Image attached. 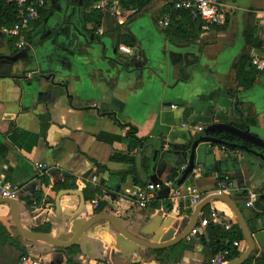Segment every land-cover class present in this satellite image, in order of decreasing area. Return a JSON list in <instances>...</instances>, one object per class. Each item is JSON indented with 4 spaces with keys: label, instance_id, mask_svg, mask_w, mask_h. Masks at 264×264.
I'll use <instances>...</instances> for the list:
<instances>
[{
    "label": "crops",
    "instance_id": "obj_1",
    "mask_svg": "<svg viewBox=\"0 0 264 264\" xmlns=\"http://www.w3.org/2000/svg\"><path fill=\"white\" fill-rule=\"evenodd\" d=\"M87 1L51 0L41 23L29 30V47L23 50L0 29V144L6 149L0 154V176L30 187L34 198V193L41 195L39 204L32 203L34 209L30 198L17 202L22 226L69 242L82 224L97 216L91 201L79 211L80 198L74 195L61 198L58 213L61 191L53 187L69 174L88 183L89 192L100 190L95 199L106 203L100 215L117 217L136 235L159 243L170 230L177 238L181 225L189 224L198 205L215 194L224 178L238 189L229 197L243 212L255 243L251 264H261L264 152L259 158L203 143L186 182L176 188L178 180L173 183L169 177L173 168L181 171L189 162L198 137L189 126L227 124L264 141V71L246 67V73L253 68L256 73L249 81L237 78L236 69L242 58L264 59V0H223L232 10L225 29L174 17L173 0H151L140 11L122 7L118 16L97 10V27L85 24ZM164 21L171 26L164 27ZM249 26L259 46L247 45L244 33ZM123 36L133 39L135 47L122 44ZM21 52L27 56L6 59ZM130 127L146 141L131 142ZM101 134L121 141H100ZM37 163L46 166L42 184L35 181ZM149 184L159 189L155 200L141 208L136 193ZM193 192L201 199L198 204ZM252 195L258 199L247 207ZM204 218L209 225L197 236L190 233L161 250L138 248L101 220L81 236L77 252L69 254L62 250L73 247L22 239L9 204L1 203L0 228L8 238L0 233V264H94L101 259L111 264H208L212 239L220 237L215 227L233 229L238 221L222 200L206 205L194 228ZM237 248L241 256L247 251L245 239Z\"/></svg>",
    "mask_w": 264,
    "mask_h": 264
},
{
    "label": "built area",
    "instance_id": "obj_2",
    "mask_svg": "<svg viewBox=\"0 0 264 264\" xmlns=\"http://www.w3.org/2000/svg\"><path fill=\"white\" fill-rule=\"evenodd\" d=\"M123 0H100L96 5V10L102 14H109L111 16H118L122 13L123 8L121 5ZM151 1V0H147ZM17 7V22L11 28H4L3 32L9 40L16 41V47L19 50H23L29 47V42L27 40V34L31 27L37 23L40 19V10H45L49 6L48 0H11ZM172 9L175 12L188 13L189 17L196 21L199 20L205 26H216V27H226L229 23L232 10L229 5L223 0H173ZM164 27H168L169 21L161 22ZM121 51L127 52V49L121 47ZM252 66L255 67L257 71H264V59L259 57H254L251 60ZM196 134H200L204 131L203 127L189 126ZM188 164L181 167V171L184 172L187 169ZM37 169V176L35 181L37 183L42 182V177L45 174V164L37 163L35 165ZM93 182L97 181L96 177L92 178ZM42 184V183H41ZM30 187L13 184L7 181L3 176H0V197L3 199H10L15 201H20L24 198H30L33 203H36L33 197ZM159 186L154 184L146 185L143 189L138 190L136 193V200L141 208H146L148 204L155 200L156 191ZM238 192L237 187L232 181L219 182L216 195H226L229 196L233 193ZM193 202L198 204L201 199L196 192H193ZM258 199V195H252L250 200L247 202V207H253ZM91 206L94 209L99 207V199H94L91 201ZM212 218H216L215 214H212ZM209 225V220L204 218L201 221L200 227H196L192 230L191 235L197 236L200 233V228L207 227ZM228 229V226H225ZM229 252H220L218 254L212 255L209 259V264H228ZM32 264H39L37 261ZM94 264H111L109 260L101 259L94 262Z\"/></svg>",
    "mask_w": 264,
    "mask_h": 264
},
{
    "label": "water",
    "instance_id": "obj_3",
    "mask_svg": "<svg viewBox=\"0 0 264 264\" xmlns=\"http://www.w3.org/2000/svg\"><path fill=\"white\" fill-rule=\"evenodd\" d=\"M27 56L26 52H21L13 57H6V59L10 61H17L19 59L25 58ZM217 134H227L235 139L239 140L240 142H229L225 141L221 138L216 137ZM207 143V144H214V145H221L225 146L227 148H231L234 150H240L249 154H252L254 156H257L259 158H263V154L261 152H264V141L261 140L258 136L250 133L247 130L240 129L238 127L232 126V125H227V124H214L210 125L207 128L204 129L203 132H201L197 139L193 142L191 151H190V156H189V162L187 169L183 172L181 177L178 179V181L175 184V187L178 188L182 186L186 180L191 176L193 173V170L195 168L196 164V150L200 144ZM66 195H74L78 196L80 198V208L79 211L83 209L85 206V198L83 194L80 191L76 190H67V191H61L58 194V197L56 199V208L58 213L60 212V200L63 196ZM264 198V196H263ZM213 200H222L228 206L231 208L233 211L239 226L242 229V232L244 234V239L247 242L248 249L247 251L238 259H235L228 264H245L246 261L249 259V257L252 255L254 249H255V243L252 237V234L250 232L249 226L246 222L245 216L239 206L235 203V201L226 195H212L209 196L208 198L204 199L198 207L195 209V214L192 218V220L189 222H184L181 225V229L178 231V236L177 238L173 239L175 230H170L162 239L159 243L155 241H147L144 238L136 235L134 232L131 230L125 228L119 219L114 216H110L107 214L103 215H97L88 220L86 223L82 224L76 231L75 236L72 238L71 241L69 242H60L53 238L51 235L44 234L41 232H37L34 230H28L25 229L22 224L21 220L18 215V203L15 200H10V199H3L0 197V204L5 203L9 204L11 208V216L12 220L14 223V226L21 236L22 239L28 240V241H43L46 242L56 248H62V249H67L71 248L74 246H77L79 244V240L81 236L90 230V228L96 224L97 222L101 220H106L110 222L113 227L121 234L123 238H126L130 242H132L136 247L138 248H145L148 250H161V249H166L169 247H172L178 242H181L182 240L186 239L193 228L195 227L197 221H198V213L201 212L206 205H208L211 201ZM143 264H158L157 262H148V263H143Z\"/></svg>",
    "mask_w": 264,
    "mask_h": 264
},
{
    "label": "trees",
    "instance_id": "obj_4",
    "mask_svg": "<svg viewBox=\"0 0 264 264\" xmlns=\"http://www.w3.org/2000/svg\"><path fill=\"white\" fill-rule=\"evenodd\" d=\"M49 3L51 0H48ZM100 0H89L87 1L86 5H85V10H86V14H85V24H89V23H94L97 27H99L100 25V19L101 16L99 14V12L95 9L92 8L94 3L99 2ZM150 1L147 0H123L121 1V5L122 7H133L135 9H137L138 11H140L145 5L146 3H148ZM41 13V19L35 24V26L33 27H37L41 21L43 20V18L46 16L47 10H40ZM174 13V17L179 18L180 19H188L189 21H192L193 24H199L200 26L203 25V23L199 20H192L188 13H182V12H173ZM17 22V7L14 4V2H9L8 0H0V29L3 30L4 28H11L12 26H14V24ZM171 26V25H169ZM168 26V27H169ZM226 27H223L221 29H225ZM254 33V28L252 26H249L247 28V30L244 33V37L246 39L247 45L249 46H259V44H256L254 42V38H253V34ZM30 36L29 34L27 35V38ZM121 43L128 46V47H135L136 42L129 38L128 36H123L121 37ZM252 67V63H251V59L249 58H242L240 60L239 65H237V78H241L242 76H244L246 79H248L249 81H252L255 76L256 73L255 69L253 68L251 73L248 74L246 73V67ZM122 126V125H121ZM122 127H129L126 125H123ZM137 134V130L133 127H130L127 138L131 141V142H135L136 144H142L144 143L146 140L145 139H141L139 140L136 137ZM216 137L221 138L225 141H229V142H240L239 140L235 139L234 137L227 135V134H217ZM98 139L100 141L109 143V144H114L116 141H121V138L119 137H115V136H111V135H107V134H101L98 136ZM129 149H131V147L129 146ZM6 149L0 144V154L3 153L5 154ZM181 175V171H180V167H176L173 168L171 170V174H170V180L171 182L175 183L179 177ZM64 181L55 185L53 188L56 192H60L63 190H80L83 192L84 194V198L86 202L92 201L95 199V197L97 198V196H101V192L100 190H96V192L92 193L89 192L88 190V183L82 181V180H77L75 177L70 176L69 174H65L64 176ZM44 180V179H43ZM230 179H226L224 180V178H221L219 181L220 182H225V181H229ZM76 182H78V184H76ZM84 184H86L87 186L84 187ZM141 190V188L139 189ZM243 195H246V193L244 192ZM34 196L36 198V203L39 204L40 200H41V195L34 193ZM33 202H29V206L34 209L36 208L33 204ZM35 203V204H36ZM106 207V203L103 201L99 202V207L96 209V214L100 215L104 209ZM210 206H207L204 210V215L206 216L208 214V208ZM217 230H219L218 234L220 235V237L212 239L211 242V248H212V255L218 254L220 252H225L228 251L229 252V256H228V261H233L235 259H238L241 254L238 252V243L240 241L244 240V234L242 232L241 227L239 226V224L237 225V227L233 228V229H222L220 227H215ZM221 230V231H220ZM225 230V231H224ZM43 231V233H48V231ZM215 232V231H214ZM0 233H2V236H6V238H8L7 233L5 232L4 229L0 228ZM222 236V237H221ZM78 250V247H73L72 249L69 250H62L65 253H69V254H73L76 253ZM256 254V250L252 253V255L249 257V259L246 261L245 264H251L254 260V256ZM261 262V264H264V261H259ZM209 264V263H208Z\"/></svg>",
    "mask_w": 264,
    "mask_h": 264
}]
</instances>
